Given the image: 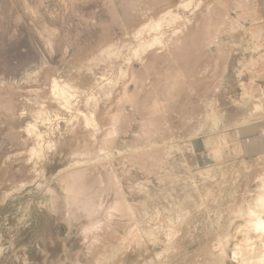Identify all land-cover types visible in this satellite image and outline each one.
I'll return each mask as SVG.
<instances>
[{
    "label": "rangeland",
    "instance_id": "rangeland-1",
    "mask_svg": "<svg viewBox=\"0 0 264 264\" xmlns=\"http://www.w3.org/2000/svg\"><path fill=\"white\" fill-rule=\"evenodd\" d=\"M212 1L0 0V264H99L61 184L110 166L136 227L105 237L100 264H264V0H228L215 60L164 97ZM118 101L125 125L103 144Z\"/></svg>",
    "mask_w": 264,
    "mask_h": 264
},
{
    "label": "bare ground",
    "instance_id": "bare-ground-1",
    "mask_svg": "<svg viewBox=\"0 0 264 264\" xmlns=\"http://www.w3.org/2000/svg\"><path fill=\"white\" fill-rule=\"evenodd\" d=\"M185 1L186 0H172L173 5H171V7L173 8L176 5H182L184 3H187ZM218 1H219V3H214V1H212L213 2L212 4H210V5L207 4L206 6L202 2H200L199 7L196 9L195 14L197 15V18L195 19V21H193L194 22L193 24L191 23L192 27L189 26L191 29H189L190 31L187 34V40L185 42L186 45H189V44H192V45L188 49L185 47L186 49L181 55V57L183 56V58H185L184 59L185 65L183 67V70L178 69L179 71H173L171 69L170 71H167L166 76L161 75L164 77V79L166 78L164 80L165 84L164 85L162 84V85L165 87L164 90L166 92V95L164 96V94H165L164 93L163 96L166 97L167 99L168 98L172 99V100L175 99L177 101L178 98L183 97L184 95L181 96L183 94L182 91L188 87L187 77H189L185 73L188 72L189 73L188 75H190V72L191 73H192V71L194 72V70H196L198 67H200L204 64V63L202 64V62L205 61L206 58L210 59L213 57V59H214L213 54H208L209 52H208L207 48H209L211 45H218L220 43L221 37L224 36L223 32L228 28V25L230 22L229 21L230 19L228 18V14L225 10L229 4L228 0H218ZM222 41H224V40H222ZM219 46H221V45L219 44L218 47ZM217 56H219V55H217ZM147 60H148V58H147ZM217 60H218V58L216 59V61ZM144 61H145V59H144ZM149 61H147V63ZM152 63H153V59H152ZM153 65H156V64H153ZM263 67H264V65H263ZM143 68H145V67H143ZM146 69H147V67H146ZM157 69H158V67H157ZM200 69H199V71H200ZM149 70H151V69H149ZM150 72H152V71H150ZM198 72H196V75ZM162 74H164V73H162ZM192 74L194 75V73H192ZM152 76H154V75H152ZM134 78H135V76H134ZM143 78H144V76H143ZM149 78H146V79H149ZM193 78L194 77H192V79ZM152 79H154V78H152ZM134 81H132V82L134 83ZM137 81H138V83H140V85H141V83L143 85L144 80H142V79L139 80V78H138ZM137 81H135V83ZM147 85H149V84H147ZM153 85H155V84H153ZM162 85H161V87L163 88ZM155 86H159V85H155ZM136 87H138V86H136ZM151 88H152V86H151ZM146 89L148 91V89H149L148 86ZM157 90H159V89H157ZM126 91H127V89H126ZM134 91H136V90H134ZM152 91L150 92V90H149V96L152 95L150 93H153V94L155 93L154 91L153 92ZM142 92H140V93H142ZM156 92H158V91H156ZM125 93H127V92H125ZM132 93H133V91H132ZM135 94H136V92H135ZM138 94L139 93L137 92V95ZM144 95H145V92H144ZM132 96L133 95L128 96V93H127L125 95V99H129ZM134 97H135V95L133 96V98ZM118 98H122V97H118ZM118 98L116 100H118ZM147 98H148V96H147ZM135 99H136V97H135ZM146 100H148V99H146ZM164 101H165V99H164ZM166 101H169V100H166ZM122 102L118 101L119 104H117L118 108H117V111L115 110L116 112L115 111L112 112L111 111L112 107H111L110 111L112 113L108 112L110 114L109 115L107 114L108 120L110 121V123L108 122L109 124L102 125V127H101L102 128L101 135H102L103 144L112 142L113 139L116 141L117 139H115V136H118L120 134L119 132L121 131V129L123 127V123H124L123 120L125 118V114L127 113V112L126 113L124 112L125 109L123 108L124 105H122ZM138 102H139V100H138ZM169 103L171 104V102H167L165 104L164 108H166V109L169 108ZM114 104H116V103H114ZM159 105H161V104H159ZM126 106H127V104H126ZM161 106L163 107V105H161ZM132 107H135V106H132ZM114 109H116V108H114ZM178 110H180V109H178ZM161 111L162 110H160L159 107H156V109L153 111L154 115H152L153 116L152 120L150 121V124L153 125L154 127L148 125L149 127L157 128V126H158V128H159L160 122H161V120H160L161 117L160 116L158 117L157 113L161 112ZM129 118H130V116H129ZM88 120L90 121V119H88ZM124 125H125V123H124ZM111 144L112 143H110V145ZM107 168H108V166H107ZM61 192H62V196H63L62 202L64 204V211H65V216L63 214V217H65V219L70 223V225H71V222H73L77 218L79 219V217L84 216V219H85V217L88 219L89 223L87 226L83 227L82 235L87 240V242L90 244V246H92V247H90V249H92V251H93L91 254H93V257L97 260V262L99 264L106 257V256H103V255H105V252H104V249L101 248V245L106 243L105 237L107 236V237H110L112 239H118L119 240L121 238V233H120L119 229H124V230L128 229L126 223L124 222L125 220L126 221L129 220L128 224L130 226L135 225V227H136V221L134 220L135 217H134L133 208L130 206V204H128L127 199L125 197L126 194L124 193L122 186L120 184V179L117 176V174L115 173V171L111 168V166L104 173H101V174L100 173H93L91 171H79V172L70 174L65 180L62 181ZM114 219H119V221H117L116 223H113ZM67 221H65V222H67ZM256 226H257V228L264 230V217L260 218L257 221ZM71 227L69 226V228H71ZM132 228H134V227H132ZM250 263H251V261H250Z\"/></svg>",
    "mask_w": 264,
    "mask_h": 264
},
{
    "label": "built area",
    "instance_id": "built-area-1",
    "mask_svg": "<svg viewBox=\"0 0 264 264\" xmlns=\"http://www.w3.org/2000/svg\"><path fill=\"white\" fill-rule=\"evenodd\" d=\"M263 135H264V132H263Z\"/></svg>",
    "mask_w": 264,
    "mask_h": 264
}]
</instances>
